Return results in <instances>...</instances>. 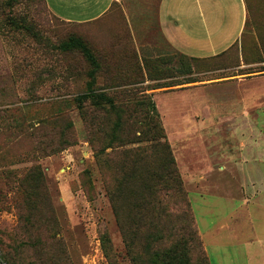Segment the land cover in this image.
Listing matches in <instances>:
<instances>
[{"label": "rangeland", "instance_id": "obj_1", "mask_svg": "<svg viewBox=\"0 0 264 264\" xmlns=\"http://www.w3.org/2000/svg\"><path fill=\"white\" fill-rule=\"evenodd\" d=\"M244 3L239 39L191 59L138 52L117 11L74 23L43 0H0V264H164L184 210L199 242L182 237L189 264H264V0ZM70 37L94 64L60 50ZM89 87L109 103L79 108ZM153 109L182 190L144 210L125 190L117 215L116 183L136 175L120 165L151 153Z\"/></svg>", "mask_w": 264, "mask_h": 264}, {"label": "crops", "instance_id": "obj_2", "mask_svg": "<svg viewBox=\"0 0 264 264\" xmlns=\"http://www.w3.org/2000/svg\"><path fill=\"white\" fill-rule=\"evenodd\" d=\"M45 3L55 16L74 23L107 18L110 24L117 11L127 21L138 52L157 55L169 48L194 59H209L225 52L239 39L246 21L244 0H45ZM185 83L176 86L184 90Z\"/></svg>", "mask_w": 264, "mask_h": 264}, {"label": "trees", "instance_id": "obj_3", "mask_svg": "<svg viewBox=\"0 0 264 264\" xmlns=\"http://www.w3.org/2000/svg\"><path fill=\"white\" fill-rule=\"evenodd\" d=\"M43 1L45 3V0ZM58 47L62 52L76 48L92 64L95 63L94 56L90 49L86 46L83 40L78 37H70L68 40L61 42ZM89 99L93 101L95 105H99L101 102L109 103V99L104 96L103 93H95V90L90 87L75 97L79 108H82V105ZM147 118L150 122H152L153 130L150 149L151 153L148 154V151L142 148L130 149V153L125 156V160L120 165L121 171L128 168L132 171V175L133 172H136V175L128 181L130 184H126L123 187L116 183L117 188L115 189V192L119 193V195H115L113 206L117 215L118 209L120 208L121 210L120 206L118 208V200L121 195H124L125 190H127L128 193L130 190V199L133 202L135 201L134 203L131 202V208H136L138 210H144L152 204L154 205L155 203H159V194L165 197L168 194V190H172L173 192H181L182 190L181 182L174 165V159L169 145L165 142H161V138L164 137V133L163 128L159 123L158 114H156L153 109V115ZM17 119L14 116L12 117L13 122L17 121ZM49 121V119H39L37 124L38 126H47L50 124ZM27 124L26 128L29 130L27 136L31 137L34 130L38 129V127H33L30 122ZM9 127L11 128V126ZM14 127L15 125H13V128ZM143 131L146 132V130ZM43 147L45 148L48 146H41V148ZM37 149H40V146H37ZM150 155H153V161H149L147 159ZM38 174L41 175L38 165H34L29 168L28 175L38 177ZM121 175L122 179L132 177V175L128 176L123 171ZM180 220L183 222L181 228L182 236L176 240L168 250L163 252L164 264H189L187 249L185 250V247H182L186 243H183V245L181 244L182 237L186 236L185 239H188L192 246L198 247V239L195 236V231L193 230V227H191L189 222L190 220L186 215L185 210L180 214L179 221Z\"/></svg>", "mask_w": 264, "mask_h": 264}]
</instances>
